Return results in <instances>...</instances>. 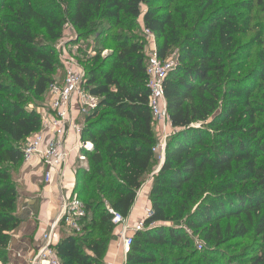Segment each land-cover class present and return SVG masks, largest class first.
Wrapping results in <instances>:
<instances>
[{
	"label": "trees",
	"instance_id": "16d2710c",
	"mask_svg": "<svg viewBox=\"0 0 264 264\" xmlns=\"http://www.w3.org/2000/svg\"><path fill=\"white\" fill-rule=\"evenodd\" d=\"M65 2L0 0L3 264L9 262L11 231L21 223L16 215L18 191L12 169L24 163V143L42 127V114L34 100L47 94L56 80L55 71L61 66L56 42L64 36L66 21L72 22L77 33L72 41L78 42L97 33L96 19L131 29L143 18L145 27L156 35L158 56L163 61L169 59L172 37L179 31L170 0H74L70 8ZM212 3L207 0L199 19L188 26L176 64L165 79L174 131L167 140L165 161L156 173L158 138L149 106L148 54L142 37L117 35L113 53L99 65L83 68L85 89L100 101L84 116L82 140L92 142L93 148L83 149L87 165L79 163L76 169L75 193L86 198L82 200L87 218L81 233L65 235L56 245L62 264L103 263L114 226L110 209L128 217L153 172L151 214L144 222L146 228L134 235L125 264H162L161 248L177 247L185 240L181 227L167 224L175 219L196 230L212 229L208 236L212 240L215 232L221 233L222 219L236 217L240 221L242 214H247L256 218L255 232L264 237V122H257L259 114H264V67L260 65L250 76L228 79L226 88L220 89L223 62L236 48L242 29L228 10L205 17ZM35 27L43 32L38 33ZM255 94L262 104L253 99ZM89 195L103 204L102 211L96 201L87 199ZM192 204L194 211L185 215ZM237 232L247 234L244 223ZM208 253L205 255L216 259ZM253 254L248 264H264V251Z\"/></svg>",
	"mask_w": 264,
	"mask_h": 264
},
{
	"label": "rangeland",
	"instance_id": "374dc122",
	"mask_svg": "<svg viewBox=\"0 0 264 264\" xmlns=\"http://www.w3.org/2000/svg\"><path fill=\"white\" fill-rule=\"evenodd\" d=\"M65 1V5L67 3V7L70 8L74 0ZM206 3L207 0H170L169 8L177 17L179 31L175 37H172L174 42L169 59L177 60L179 45L187 33L188 26L192 27L193 23L199 19L200 11L206 7ZM143 7L145 8L146 5ZM225 10L230 11L234 15L242 32L237 34L236 48L226 55L223 62L225 69L223 73H219L220 80L222 81L220 89L222 87L226 88L225 83L228 79L247 77L260 65L264 67V0H213V3L205 12V17H209L211 12L222 13ZM184 14L188 16L187 19L183 18ZM93 23L95 29L98 30L97 33L91 35L88 40L74 42L78 45L77 50H72V43L68 47V43L71 40L68 41L66 38H62L56 42L57 48H60L61 51L63 46L67 47L69 53L66 56L75 58L83 71L85 68L89 69L99 65L107 54L113 53L116 47L117 35L121 33H134L138 37H142L145 47L148 49L147 54H149L151 47L154 46V43H151V40L145 34L146 27L142 18L138 20V25L131 29H127V27L121 24L114 25L107 19H96ZM35 29L38 33L43 32L38 27H35ZM73 35H77L75 30ZM158 46L159 43L156 38V47L158 48ZM99 55H101V58L98 62L88 61L92 57ZM60 61L61 66L55 71L56 80L64 78L66 74L67 65L62 56H60ZM257 85L262 88L261 83L257 82ZM253 99L259 104L263 103L262 99L256 94L253 96ZM50 103L51 96L49 93L34 100V104L41 114L50 109ZM103 111L101 110L100 114ZM212 117L213 115L209 120ZM257 122H264V114H259ZM83 189V186L80 187L78 192L80 193ZM82 199L85 200L86 198ZM87 199L96 201V207L99 211H102L103 204L99 202L98 198L89 195ZM193 211L194 206L192 204L190 209L185 212V215ZM92 215L96 217L99 215V212L91 214V218ZM241 219L240 221L236 217L222 219L220 224L221 233L215 232V238L212 240L208 239L209 235L212 236V229L196 230L195 228L187 227L184 224V220L181 221L179 219L167 223L181 227L184 230L185 240L178 244L177 247L164 246L161 248L159 257L162 264H248L249 258L254 255V251H264V237L259 236L255 232L256 218L254 216L250 217L247 214H242ZM240 223H244L246 226L247 234H238L237 231L239 230ZM198 243H202L203 247L200 248ZM210 249H214L215 253L209 254L208 251ZM207 253L215 255L216 259L209 258L205 255Z\"/></svg>",
	"mask_w": 264,
	"mask_h": 264
},
{
	"label": "built area",
	"instance_id": "2783aa9c",
	"mask_svg": "<svg viewBox=\"0 0 264 264\" xmlns=\"http://www.w3.org/2000/svg\"><path fill=\"white\" fill-rule=\"evenodd\" d=\"M74 30L72 22L67 20L64 24L63 38L72 41ZM145 34L151 40V43H154L148 54L147 65L148 86L150 88L149 106L153 116L155 132L160 138L154 147V151L158 154L160 161H163L167 140L174 131L167 109L164 83L176 61L173 59L161 60L158 56L155 33L145 28ZM69 43H74V41ZM77 49L78 45L74 43L72 50ZM68 53L65 46H63L60 56L64 58L67 65L66 74L62 80H55L49 87L48 93L52 98L51 107L42 114V127L39 132L28 137L23 146V162L33 165L39 161L45 168L44 178L46 182H52L55 176L63 181L65 167L69 159V152L66 149L68 135L72 130L82 135L83 124L75 123L72 119V100L75 97L78 99L80 114L84 116L96 109L100 101L98 96L85 89V72L75 58L66 56ZM49 127L53 128L51 136L46 133L49 131ZM92 148V142H82V149L91 150ZM79 160L82 164L87 165L88 158L84 153L79 155ZM62 200L58 223H54L50 230L44 233L42 245L30 259L29 264H62L56 250L57 228L59 225L68 233L79 234L82 232L87 218L84 201L75 192L71 196H64ZM110 212L113 215L112 223L121 227L120 237L123 239L128 253L133 244L134 235L146 228L145 221L132 226L128 221V217L112 208ZM198 245L200 248L203 247L202 243H198Z\"/></svg>",
	"mask_w": 264,
	"mask_h": 264
},
{
	"label": "crops",
	"instance_id": "0c3cea01",
	"mask_svg": "<svg viewBox=\"0 0 264 264\" xmlns=\"http://www.w3.org/2000/svg\"><path fill=\"white\" fill-rule=\"evenodd\" d=\"M68 44V47H70V43ZM65 48L67 49L66 46ZM145 52H148L147 47H145ZM71 110L73 121L83 124L84 115L80 114L79 101L76 97L71 102ZM46 133L51 136L53 128L49 127V131ZM157 138L159 141L158 134ZM82 142H84L82 135L73 130L70 131L66 140L69 159L65 167L63 181L55 176L52 182H46L44 178L45 168L39 161L33 165L22 163L13 167L12 178L18 191L16 215L21 220V223L16 229L11 231L8 264H29L30 259L42 245L44 233L49 231L54 223H58L62 209V199L64 196H71L75 192L76 169L78 164L82 163L79 160V155L83 153ZM164 161L165 156L164 160L160 161L155 168V173L160 170ZM153 173L139 191L136 202L130 215H128V221L132 226L144 222L151 212ZM120 231V226H113L102 264L126 263L128 253L126 252L124 241L120 237ZM57 232L56 245L63 236L70 234L60 225L57 228Z\"/></svg>",
	"mask_w": 264,
	"mask_h": 264
}]
</instances>
